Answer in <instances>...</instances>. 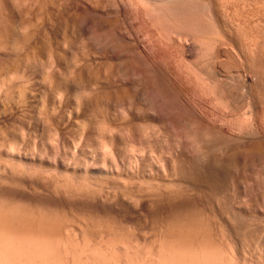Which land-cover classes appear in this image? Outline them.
<instances>
[{
    "label": "bare ground",
    "instance_id": "6f19581e",
    "mask_svg": "<svg viewBox=\"0 0 264 264\" xmlns=\"http://www.w3.org/2000/svg\"><path fill=\"white\" fill-rule=\"evenodd\" d=\"M19 1L22 2V0ZM23 1V3H30V0ZM53 1H46L48 5L45 3L46 6H43L44 4L41 5L39 0L40 5H38L40 8L43 6L42 8L49 14L55 13V11L59 12L60 10H63L65 13H73L74 11L76 14V10H80L82 7L81 10L84 7L87 10L88 6L92 4L88 5L87 2L89 1L86 2L84 0H62V2L61 0H56L57 3ZM130 1L122 2V0H119L117 2L113 0V2H116V12L123 14L128 19L129 25L126 32L120 33L119 31L121 36L118 32L117 34L137 58L147 62L149 65L152 63L157 64L158 70L165 74L166 79H163L167 80L166 82H168L167 85L171 89L170 91L175 95L170 105L168 102L164 103L162 100L158 101V99L155 102L151 101V97L149 98L145 90L147 88L143 86L145 84L143 83L144 81L141 82L144 79L136 76L135 78L133 74L130 75L131 73L128 74L126 70H122V65L125 66V63L121 65L123 54L119 50L116 51L117 49L112 47L113 45L109 46L110 44L99 42L98 38L95 37L94 28L87 23V26H83L84 24L79 26L80 28L77 33L79 38H89L91 41L90 52H93L92 55L95 54V61L97 57L99 59V61L97 60L98 62H93L94 65H92L95 66L97 64L98 69L95 70L94 74H88V72L83 70L85 66L82 69L80 68L81 66L79 67V63H77L79 62V58L78 60L74 58L77 68L76 66L74 67L79 70V76L77 75L75 78L80 79L83 83L79 86V84L74 82L76 81L74 77V81L65 74L66 77H64L63 73L59 70L60 65L58 64L59 60L61 63V58H59L58 54L61 44L54 34L53 36H49L48 45L45 42L47 45L45 48L49 51H46V49L44 51L45 44L41 45L43 42L39 44V42L34 41L35 35L33 34L25 37L21 36L23 39H20L18 43L14 42V35L12 36V40L9 37L11 28L12 32H16L13 31L14 29L19 28L18 30H21L20 28H26V26H28L29 31L32 29V26L33 30H35L34 28L39 30L40 27L48 29L54 21L52 23L51 19H43L41 21L40 19L44 15L43 10L39 9L42 13L40 15H43H39L41 17L39 19L40 23L38 20L37 23L32 20L34 22L32 23V21L29 22L27 19L24 20V23L23 21L20 22L19 19L8 30L5 18L8 17L7 14L11 15L21 12L18 11L19 2L13 1L14 4L18 3L16 5L18 8L16 9L12 0H0V96L4 97L3 100L0 98V101L2 100L0 102V124L7 127L6 124L9 121H13V118H16L17 115L20 117L21 112L24 115L23 110H26V107L30 106V103H33L36 98L34 97V91L32 92V89L30 90L27 87V85H30L32 78L29 80L30 77H27L28 80H24L26 84L23 82L21 86L18 85L20 91L16 90L18 92L17 95L5 89L8 83H11L13 80L15 81V79L23 81L27 76L25 66L29 65L31 57H33L31 60L34 61L43 52H46V54L49 52V59H52V62L50 61L51 71L46 72L47 79H45L49 85L47 84V89L42 92V95L44 93L43 97L47 100L44 103L48 108L46 114L51 112L49 114L53 115V117H49L50 120L46 116L47 120L51 122L48 123V126L46 125L47 122L45 125L48 130L46 133L49 132L51 136L54 134V138L60 144V148L58 146L56 149L52 148L51 152H48L49 149L45 148L46 144L42 145L40 143L41 145L39 146L35 143L33 147L30 144L27 146L30 147V149L28 148L30 150L28 152L27 150H23L24 148H21L23 145L20 143L21 140L15 139L16 137H13V135L11 137L14 139L8 137L9 135H5V137L3 136L4 138L0 139V172L21 177L23 181L34 186L36 190L46 192L45 194L50 193L55 195V197L69 198V200L70 198L76 199L81 202L92 203V205L95 203L97 205L110 203V205L113 204L117 208L134 212H146L145 210L148 207L151 208L155 204L160 205L161 202L169 204V202L175 201L178 197L180 198L185 194H190V192H197V194L202 192L203 195V193L205 194L208 191L210 199L212 198L211 200L215 201V203L211 202V204L215 205L214 209L216 207L214 210L212 205L211 208L214 210L212 214L216 218H219L222 223L221 228H223L221 229L222 231L219 229L220 233L225 237L230 235L231 237L229 236V238H232V222L235 214L236 200L239 202L237 209L241 216L245 217L249 213L251 214L249 210L250 202L247 200L249 199L246 184L247 178L245 177L246 181L238 180V170L234 167L239 166L240 163L244 167H247L246 161L249 158V151L252 152L254 149L251 148L252 143H254L252 142L253 134H257L256 136L258 137L256 138L257 140L255 139L256 143H254L256 152L260 151L258 152L260 154L264 151V131H261L256 124L252 125L250 122L254 109V104L249 99L253 76L251 77L249 74H243V76L237 75L230 64L233 65V62H236V60L247 62L250 55L252 56L257 52L259 38L256 36L257 34L254 35L255 32L248 34L246 32V36H238L239 28L246 21L243 23V18L245 17L242 18V21H240V17V20L236 17L235 12L237 10L235 11L233 8V0ZM35 2L34 4L26 3L28 5L27 8L30 9L28 11H33L38 1L37 3ZM94 3L99 4L96 1ZM22 4L20 3V6ZM233 11L235 12L232 13ZM30 12H27L28 15ZM18 15L21 18L22 14ZM22 16L25 17V14ZM34 16H37V14ZM26 20L28 21L27 23ZM117 21L114 20L110 23L112 26L113 24L115 26L114 22ZM10 22L12 23V21ZM108 23H106L105 29L107 26L111 29L110 27L112 26L108 25ZM100 24L102 25V23ZM245 25L247 26L248 24ZM4 28L6 29L2 30ZM131 29L136 31L133 32ZM84 39L83 42H85ZM19 49L26 52L25 54L21 51L26 55L24 56L26 59L23 58V53H20ZM87 49L89 48L87 47ZM35 56L36 58H34ZM9 62H16L15 69L11 67V69H14L13 73L8 67V65H11ZM223 63L228 64V67H225L226 70L223 69L224 71H222ZM56 64L59 66L58 69H56ZM105 64H110L113 67L114 65L116 66L114 70L112 69L111 73L107 74L108 77L103 74L104 70L102 71ZM89 67L86 68L88 71L89 69H93ZM48 70L50 69L48 68ZM97 70L98 72L96 73ZM90 72L93 71L90 70ZM30 73L31 71L28 74ZM257 73H254V77ZM92 74H97V76H93ZM90 75H92V78L94 77V83L90 80L92 79ZM36 81L38 80L36 79ZM235 85H238L240 89L238 97L235 95ZM102 89H106V91ZM97 91H100L99 94H103L101 92H105L106 94L105 96H103L104 94L100 95L102 97L100 98L95 95H99L96 93ZM90 92L96 96L94 97L98 99L97 103L100 101V107H102V110H100L102 113L99 114V118L93 121L97 124V128L98 126L101 127L100 136L96 137V133H93V135V130L90 132V136L86 135L85 131L87 130L88 132V129L85 127L86 130L84 129L83 134L89 137L87 139L86 137H82L83 140H81L82 138L80 139V145L83 144L80 153H72L70 151L71 153L63 155L61 151L64 150L63 147L66 142L65 131L69 129L68 127L71 125L70 123L75 115L76 117L80 115V109H84V112H86V108L92 106L88 104V101L92 100L87 95ZM76 93L81 95L80 99L76 101L77 109L79 110L69 111L67 108L73 106L71 104L73 97L71 96H74ZM65 115L66 118H64ZM141 120L144 122H141L142 125L145 124V126H141V123L139 124ZM89 121H86L84 125L91 124ZM183 121L185 122V129H183V132H180L179 127H184L180 125ZM2 125L0 129H2ZM93 126L96 127V125ZM140 126L143 127V131H141ZM6 127H4V131ZM66 136L68 137V135ZM23 140L22 142L25 141ZM75 146L78 152V148L80 147L78 144H75ZM61 147L63 150H61ZM145 149L146 151L148 149L147 152L150 153V158L144 156ZM236 159L239 161V164L233 165V167L232 163L234 164ZM221 165L226 169L222 170ZM220 169L222 170V174L219 176ZM213 171L218 173V180L210 181L212 184H209L202 174L204 175ZM239 178L241 177L239 176ZM236 179L239 181L237 185H235ZM236 186L238 193L235 192L237 190ZM170 204L169 206H171ZM175 206L174 204L172 207ZM177 208L179 209V207ZM7 209H0V264H75L77 261L75 262V259H73L72 256L74 255L78 256L79 259L76 264H242L241 260H238L234 252H232L234 251L232 248H230L232 249L230 251H227V249L225 251L224 249L222 250L221 246L215 244L214 239L219 234L216 227L201 225V222L200 224H196L198 222L194 220V211L192 212L194 219H191L192 217L187 214V216H181L182 213H185L182 210L179 212L177 209L171 210L172 212L175 211V213L170 211L172 214L169 213L170 215L168 214V216L166 214L165 217L158 221L160 225L157 232H153V234L156 233L159 241V244L157 241H154L156 245L158 244L157 247L152 246V244L150 247L145 245L141 247L139 238L137 239L138 242L134 240L132 242L130 240L132 237L128 238L130 241L120 239V237L123 238L119 233L121 232L120 225V229L117 228L119 232L116 228H113L114 231L116 230L114 233L111 232L112 227L110 223L109 226L111 228L103 230L102 225L100 230L96 228L92 231L93 228H91L92 226L90 227L91 223L89 222V232L90 230L91 232L87 233L88 230L86 231L85 227H81L83 224L80 225L81 229L76 224L68 225L65 222L66 220L63 221L67 225L62 221L58 223L55 220L56 214L51 212L53 208H46L49 210L46 212L38 211L39 213L37 212V214L33 211V213H29L31 211L22 212L23 210L20 212L16 211L18 208L16 210ZM51 213L55 214L54 217ZM146 222L148 223V221ZM98 224L100 225V222ZM101 224H104L102 220ZM92 225H95V223ZM86 226V229H88V224ZM114 227H117V225ZM79 234L83 235L81 238H85L86 236V239L88 238L89 241L85 239L86 242L83 240V243H78L81 242L76 240ZM88 236L93 239L98 236L102 242H97L98 240L94 239L97 241L93 240V243ZM70 239H74L77 242ZM124 239L127 240L126 238ZM105 240L109 242L106 244ZM144 251L147 257L144 258L145 256H143L141 259L138 254H142ZM123 254L126 257H122ZM137 256L138 259H136Z\"/></svg>",
    "mask_w": 264,
    "mask_h": 264
},
{
    "label": "rangeland",
    "instance_id": "374dc122",
    "mask_svg": "<svg viewBox=\"0 0 264 264\" xmlns=\"http://www.w3.org/2000/svg\"><path fill=\"white\" fill-rule=\"evenodd\" d=\"M13 1H15V0H12V2ZM19 2V4L18 3H15L14 4V2H13V4L16 6L17 4H18V6H19V8L16 6V9L18 8L19 10L18 11H21L20 13L22 14V15H24L25 14V17L24 16H22L21 15V18H20V15H18V14H20L18 11V14H7L8 15V17L7 18H5V20H6V23L8 24V27H7V29L8 30H10V27L12 26V24L14 23V22H17V20H19L20 22H24L25 23V19H27L29 22H31L32 20L35 22V23H37V20H38V22L41 20H45V19H51V23H52V21H54L52 24H50V26H51V28H50V26H49V28L47 29V28H45V27H40L39 28V30H37V28H34L35 30H33V26L31 27L32 29H30V31H29V29H28V26H26V28L25 27H22V28H20L21 30H18L19 28H17V29H14L13 31H16V32H12V28H11V30H10V32H9V37H11V40L14 38V42L15 43H18L19 41H20V39H23L22 37H25V36H27V35H35L34 36V38H35V42H39V44H41L40 42H43L41 45H44L45 44V42L47 43V45L49 44L48 42H49V36H53V34H54V36L55 37H57L56 39L58 40V42L61 44V46H60V52L58 53L59 54V58H61V63H60V60H59V65H60V68H59V70L61 71V73H63V75L65 74V75H67V77L68 78H71V79H73V77L75 78V76L77 77V75L79 76V70H77L76 68H77V66H76V64L77 63H79V67L82 69V67L83 66H85L84 67V69L83 70H85L86 72H88V74L89 73H93L94 74V72H95V70L96 69H98V67H97V64H95V66H93L94 64H93V62L94 63H96V62H98L99 61V59H98V57H97V60L95 61V59H96V57H94V55H92V53L90 52V47H91V41L89 40V38H83L84 40H85V42H83V39L80 37H78L79 35H78V33H77V31L79 30V26H82L83 24V26H87V24L88 25H91L93 28H94V30H95V33H96V35H95V37L96 38H98L97 40L99 41V42H102V43H104V44H110L109 46H112V47H114L115 49H117L116 51H120L122 54H123V58H122V62H121V65L122 64H124L125 63V66L124 65H122V67L121 68H123L122 70H126L127 72H128V74H130V75H132L133 74V76L135 77H138V78H140V79H144V80H141V82H143V83H145L143 86H144V88H147V89H145L146 91H147V93H148V95H149V98L151 97V101H157L156 99H158V101H160V100H162L164 103H169V105H170V103H172V101H173V98H174V96L175 95H173V92H171L170 90V88H169V86L167 85L168 84V82H166L167 80H164V79H166L165 78V74L163 73V72H161L160 70H158V68H157V64H154V63H152L151 65H149L147 62H145V61H142L141 59H139V58H137L135 55H134V53H133V51L131 50V49H129L127 46H126V44L121 40V38H120V33H124V31L126 32V29L128 28V22H127V20L128 19H126L124 16H123V14H119V13H117L116 12V2H113V0H94V1H90V0H84V1H89V2H87L88 3V5H90L91 3V5L90 6H88L89 8H87V10L85 9V7H84V11L83 10H76V14H75V12L73 11V13L72 12H70V13H65L63 10L61 11H55V13L53 12V13H48L45 9H43L42 7L43 6H46V5H48V3H46V1L48 2V1H53V0H40V3H41V5H43V6H41V8H40V3H39V0H30V3H33L34 4V2L35 3H37V1H38V3H37V5H35L34 6V8H33V11H34V13H33V11H32V9H31V11L32 12H30V11H28V10H30V9H28L27 7H28V5L27 4H30V3H23L24 1L22 0V2L21 1H19V0H16V2ZM60 1V0H59ZM99 2V4H96V3H94V2ZM115 1H119V0H115ZM126 1H130V0H122V2H126ZM263 1V2H262ZM43 2V3H42ZM53 2H56V0L55 1H53ZM52 2V3H53ZM61 2H62V0H61ZM64 2V1H63ZM103 4H101V3ZM130 2H132V0L130 1ZM233 2V8H234V10L236 11H233L232 13H234L235 12V15H236V17H238V19H239V17L241 18V20L240 21H242V18L243 17H245V18H243V23H244V21H246L245 22V24H248L247 26L245 25V24H242L241 25V28H239V30H238V36H246L248 33H254V35L255 34H257L256 36L259 38L258 39V48H257V54L256 53H254L252 56L250 55V58L248 59V61L246 62H243V61H239V60H236V62H233V65L232 64H230V66H231V68H232V66H233V71L237 74V75H242L243 76V74L244 75H251V77H252V80L254 81H252V83H251V90H250V96H249V99L250 100H252L251 101V103H253L252 105H253V111H252V116H251V124L253 125H257V127H259L260 128V130L261 131H264V0H233L232 1ZM260 2V3H259ZM20 3L22 4V6H20ZM45 3H46V5H45ZM57 3V2H56ZM107 3V4H106ZM114 5H113V4ZM39 4V5H38ZM50 4V3H49ZM27 5V6H26ZM96 5V6H95ZM236 5V6H235ZM240 5V6H239ZM245 5V6H244ZM23 6H26V7H24V8H21V7H23ZM39 6V7H38ZM101 8H100V7ZM247 6V7H246ZM260 6V7H259ZM38 7V8H37ZM104 7V8H103ZM238 8V9H237ZM249 8V9H248ZM23 9H24V11H23ZM27 11H26V10ZM37 9V10H36ZM43 12V15L44 16H47V17H44L43 15H40V14H42L41 13V11ZM35 10H36V12H35ZM45 10V11H44ZM129 10V9H128ZM252 10V11H251ZM39 11V12H38ZM93 11V12H92ZM24 12V13H23ZM26 12V13H25ZM30 12V14L28 15V13ZM61 12V13H60ZM77 12H79V13H77ZM34 15H36L37 14V16H34ZM48 14L49 16H50V18H49V16L48 15H45V14ZM72 13V14H71ZM237 13V14H236ZM241 13V14H240ZM53 14V15H52ZM80 14H81V16H80ZM116 14V15H115ZM10 15V16H9ZM27 15V16H26ZM32 17H31V16ZM43 16L42 18L40 17V16ZM71 15V16H70ZM102 15V16H101ZM112 15V16H111ZM250 15V16H249ZM255 15V16H254ZM260 15V16H259ZM33 16H34V18H33ZM52 16V17H51ZM103 16H104V19H103ZM108 16V17H107ZM111 16V17H110ZM24 17V18H23ZM36 17V18H35ZM54 17V18H53ZM55 17H57L56 19H55ZM64 17V18H63ZM76 19H75V18ZM122 17V18H121ZM247 17V18H246ZM256 17V18H255ZM16 18V19H15ZM41 18V19H40ZM72 18V19H71ZM77 18H80V19H78L77 20ZM83 18V19H82ZM101 18H102V20H101ZM110 18V19H109ZM9 19V20H8ZM11 19H13V20H11ZM31 19V20H30ZM40 19V20H39ZM52 19H54V20H52ZM59 19V20H58ZM68 19H69V21H68ZM109 20V23H108V20ZM117 19H119L118 21H117ZM259 19V20H258ZM4 20V21H5ZM26 20V23L28 22ZM105 20V21H104ZM117 21V22H114L116 25L114 26V24H113V26H112V24L110 23L111 21L113 22V21ZM10 21H12V23L9 22ZM32 21V23H34ZM40 21V22H41ZM60 22V23H58L57 24V22ZM65 21V22H64ZM83 21V22H82ZM95 21V22H94ZM105 23H103V22ZM107 21V22H106ZM254 21V22H253ZM258 21V22H257ZM263 21V22H262ZM39 22V23H40ZM256 22V23H255ZM260 22V23H259ZM76 23V24H75ZM87 23V24H86ZM94 23V24H93ZM100 23H102V25L104 26V28H103V26L100 24ZM106 23H108V25H110V26H112V27H110L111 29H109L108 27L109 26H107L106 27V29H105V26L107 25ZM56 24V25H55ZM86 24V25H85ZM53 25H55V26H53ZM60 25V26H59ZM75 25V26H74ZM255 25V26H254ZM29 26H31V25H29ZM52 26H53V28H52ZM62 26V27H61ZM55 27V28H54ZM57 27V28H56ZM76 27H77V29H76ZM254 27V28H253ZM259 27V28H258ZM30 28V27H29ZM61 28V29H60ZM71 28V29H70ZM108 28V29H107ZM243 28V29H242ZM6 28H4V29H2V30H5ZM46 29V30H45ZM74 29V30H73ZM76 29V30H75ZM249 29V30H248ZM251 29H253V30H251ZM23 30V31H22ZM28 30V31H27ZM132 30V29H131ZM7 31H5L6 32V34H8L7 33ZM26 32V34H25V32ZM34 31V32H33ZM46 31V32H45ZM52 31H53V33H52ZM108 31V32H107ZM119 31H120V33H119ZM133 32H135L136 30H132ZM259 31V32H258ZM4 32V31H3ZM11 32H12V34H11ZM22 32V33H21ZM49 32H50V34H49ZM116 32V33H115ZM117 32H118V34L120 35H118L117 34ZM240 32V33H239ZM242 32V33H241ZM246 32H247V34H246ZM263 32V33H262ZM24 33V34H23ZM29 33V34H28ZM65 33V34H64ZM68 33V34H67ZM244 33V34H243ZM20 34V35H19ZM49 34V35H48ZM61 34V35H60ZM241 34H243V35H241ZM258 34H259V36H258ZM262 34V35H261ZM14 35V36H13ZM17 35V36H16ZM76 35V36H75ZM100 35V36H99ZM12 36H13V38H12ZM22 36V37H21ZM42 36V37H41ZM16 37H18V38H16ZM101 37V38H100ZM118 37V38H117ZM16 38V39H15ZM47 38V39H46ZM46 39V40H45ZM75 39V40H74ZM80 39V40H79ZM39 40V41H38ZM260 40V41H259ZM17 41V42H16ZM106 42V43H105ZM67 43H69V44H67ZM78 43V44H77ZM73 44V45H72ZM84 46H83V45ZM262 44V45H261ZM46 45V44H45ZM44 45V51H45V49H46V51H49L47 48H45V47H47V45L45 46ZM79 45V46H78ZM89 45V46H88ZM86 46V47H85ZM73 47V48H72ZM87 47L89 48V49H87ZM49 48V47H48ZM66 48V49H65ZM82 49V50H81ZM87 49V50H86ZM260 49V50H259ZM24 50L26 51V49L24 48ZM24 50H21V51H23L24 52ZM86 50V51H85ZM89 50V51H88ZM19 51H20V49H19ZM20 51V53H23V52H21ZM83 51V52H82ZM263 51V52H262ZM87 52V53H86ZM25 54H26V52H24ZM24 53H23V58H24V56H26V55H24ZM68 53V54H67ZM90 53H91V55H90ZM49 52H47V54H46V52H43L42 54H40L39 56L41 57L42 55V57L40 58L38 55H36V56H38L39 58H40V60H39V58L37 59L36 58V56L34 57V58H36L37 59V61H38V63H36L37 61H36V59H34V61H36V62H34L33 60H31V59H33V57H31V59H30V63H28L29 65V67L28 66H25L26 68H25V70H26V74H27V76H26V78L25 79H23V81L21 80V79H15V81L13 80V81H11V83H8V85L6 86L7 88H5L7 91H10L12 94H13V92H14V95H17V93L20 91V87L19 86H21L22 85V83L23 82H25L24 80H28V78H29V80H30V85H27V87H28V89H32L31 91L33 92V93H35L34 95V97H36L35 99H34V104L32 103H30V106H28V107H26V110H23L24 111V115H22L21 113H20V117H23V118H20L19 117V115H17L16 116V118H13L14 120L13 121H9L6 125H7V127L6 126H4V125H2V124H0V126L2 125V129H0V136H1V138L0 139H2V138H4L5 137V135H9L8 137H10V138H13V137H16L15 139H18L19 141L21 140V145L23 146H21V148L23 149V150H27L28 152L30 151V150H28V148L30 149V147H27V146H29L30 144H31V147H33V146H35V143H36V145H45L46 144V146H45V148H47V149H49V151L48 152H51V150H52V148H55L56 149V147L58 146L59 147V142L58 141H56V138H54L55 136H54V134H53V136H51V134H49V132L48 133H46L48 130L46 129V127L48 126V123H50L51 121V116L53 117V115H50L49 113H51V112H49L48 114H46V110L48 109L45 105H44V103L47 101L46 100V98L45 97H43L45 94L43 93V95H42V92H44L46 89H47V86L49 85L48 84V81L47 80H45V79H47L46 78V72L48 71H51V63H50V61L52 60H50L49 58ZM21 55V54H20ZM48 55V56H47ZM62 55V56H61ZM22 56V55H21ZM48 57V58H47ZM43 58V59H42ZM74 58L76 59V60H78V58H79V62H77V63H75V61L76 60H74ZM84 58V59H83ZM88 58V59H87ZM24 59H26V57L24 58ZM261 59V60H260ZM43 60V61H42ZM64 60V61H63ZM66 60V61H65ZM90 62H89V61ZM35 63H33V62ZM47 61H48V63H47ZM68 61V62H67ZM84 61V62H83ZM239 63H238V62ZM252 61V62H251ZM52 62V61H51ZM75 64H74V63ZM80 62L82 63L81 65H80ZM88 62V63H87ZM11 65H8V67L11 69V67L13 68L14 67V69H15V67H16V62H9ZM13 63V64H12ZM32 63V64H31ZM42 63V64H41ZM87 64V66L89 65V63H90V67H92L93 69H89V71L86 69V68H88L87 66H86V64ZM147 63V64H146ZM238 63V64H237ZM245 63V64H244ZM262 63V64H261ZM58 64H56V69H58ZM93 64V65H92ZM154 64V65H153ZM13 65H15V66H13ZM35 65V66H34ZM120 65V66H121ZM153 65V66H152ZM228 64L226 63V64H222V71H224V70H226V66H227ZM249 65V66H248ZM34 66V67H33ZM41 66V67H40ZM45 66V67H44ZM50 66V67H49ZM74 66H76V68L74 67ZM111 66V67H110ZM119 66V67H120ZM124 66V67H123ZM150 68H149V67ZM248 66V67H247ZM258 66V67H257ZM47 67V68H46ZM78 67V68H79ZM89 67V68H90ZM103 67V66H102ZM102 67H99V68H102ZM113 66L112 65H110V64H105L104 65V68L102 69V71H103V74L106 76V77H108V73L110 72L111 73V71H113L114 70V68L116 67L115 65H114V67L112 68ZM127 67V68H126ZM154 67V68H153ZM228 67V66H227ZM235 67V68H234ZM244 67V68H243ZM247 67V69H245ZM48 68L50 69V70H48ZM62 68V69H61ZM95 68V69H94ZM110 68V69H109ZM157 68V69H156ZM250 68H251V70H250ZM14 69H11L10 71L13 73V71H14ZM31 69V70H30ZM69 69V70H68ZM109 69V70H108ZM113 69V70H112ZM224 69V70H223ZM244 69V70H243ZM33 70H34V73H33ZM90 70L91 71H93V72H90ZM107 70V71H106ZM248 70V71H247ZM31 71V73L30 74H28L29 72ZM59 71V72H60ZM72 71H73V73H72ZM255 71V72H254ZM258 73H257V72ZM67 72V73H66ZM70 72V73H69ZM77 72H78V74H77ZM98 72V70L96 71V73ZM125 72V71H124ZM126 72V73H127ZM45 73V74H44ZM106 73V74H105ZM238 73H240V74H238ZM242 73V74H241ZM254 73H257L256 74V76L254 77ZM32 74V75H31ZM92 74V75H93ZM102 74V75H103ZM259 74V75H258ZM29 75H31V76H29ZM64 75V77H66ZM69 75V76H68ZM92 75H90L91 76V78H92ZM96 76H97V74H95ZM95 75H93V76H95ZM103 75V76H104ZM110 76V75H109ZM28 77V78H27ZM45 77V78H44ZM135 77V78H136ZM260 77V78H259ZM80 78V77H79ZM94 78V77H93ZM92 78V79H93ZM96 78V77H95ZM164 78V79H163ZM36 79L38 80V81H36ZM76 79V78H75ZM75 79H73V81L75 80ZM90 79L91 81H92V83H94L95 82V79ZM19 80V81H18ZM42 80V81H41ZM259 80V81H258ZM32 81H34V82H32ZM91 81H90V83H91ZM76 84H79V86H80V84H82L83 82H81L80 81V79L78 80V78L76 79V81H74ZM15 83V84H14ZM21 83V84H20ZM36 83V84H35ZM142 83V84H143ZM11 84V85H10ZM24 84H26V82L24 83ZM48 84V85H47ZM17 85V87H15ZM19 85V86H18ZM31 85H33V86H31ZM45 85V86H44ZM30 86V87H29ZM10 87V88H9ZM19 87V88H18ZM239 86L238 85H235V95L237 96V95H239V93H240V89L238 88ZM13 89V90H12ZM4 90V89H3ZM6 90H4V91H6ZM16 90L18 91V92H16ZM42 90V91H41ZM102 90H105L106 91V89H102ZM38 92V94H37V92ZM101 91V90H100ZM100 91L98 92H96V93H100ZM237 91V92H236ZM101 93H103V94H99V95H97V94H95L97 97L99 96L100 97V95H103V96H105V92H101ZM40 94V95H39ZM90 94H92L91 92H90ZM90 94L88 93L87 95L89 96V98H92V100H89V98H88V104H89V106L90 105H92V106H90V107H88V108H86V112H84L85 110L83 109V110H79V109H77V105H76V101H77V99H80V97H81V95H79V94H74V96H71V97H73L72 98V107L71 108H67L69 111L71 110V111H80V115L78 116L77 115V117H76V115H75V117L73 118V120H72V122L70 123L71 125H69V129H67L65 132V134L66 135H68V137L65 135V138H66V142H65V145H64V150H63V148L61 147V150H63V151H61L62 152V154L64 155V154H68V153H80V150H81V148H82V145H80L81 144V140H83V138L84 137H86V139L90 136V132H92V130H93V132H92V134L93 133H96L95 134V136L96 137H99L100 136V128L101 127H99L98 126V128H97V124H95L93 121L96 119H98L99 118V114L100 113H102V111H100V110H102V107H100V101L97 103V101H98V99H95V95H93L92 94V96H90ZM171 94H172V97H171ZM37 95V96H36ZM95 96V97H94ZM162 96V97H161ZM70 97V98H71ZM75 97V98H74ZM164 97V98H163ZM168 97V98H167ZM238 97V96H237ZM0 98H2V100H3V96L1 97L0 96ZM38 98V99H37ZM44 100H43V99ZM100 98H102V97H100ZM100 98H99V100H100ZM160 98V99H159ZM37 99V100H36ZM94 99V100H93ZM164 99V100H163ZM1 100V101H2ZM36 100V101H35ZM46 100V101H45ZM254 100V101H253ZM0 101V102H1ZM73 101H74V103H73ZM96 101V102H95ZM161 101V102H162ZM166 101V102H165ZM257 101V102H256ZM257 104V105H256ZM34 105V106H33ZM44 105V107H46V108H44V107H42ZM47 105V104H46ZM36 106H38V107H36ZM256 106V107H255ZM96 109H95V108ZM44 108V109H43ZM73 108V109H72ZM76 108V109H75ZM91 108V109H90ZM258 108V109H257ZM44 111H43V110ZM49 111V110H48ZM47 111V112H48ZM256 111V112H255ZM96 112V113H95ZM66 113H67V111H66ZM65 113V114H66ZM85 113V114H84ZM89 114V115H88ZM96 114H98V115H96ZM48 115H50V116H48ZM85 115V116H84ZM96 115V116H95ZM258 115V116H257ZM48 117V119H50L49 121L47 120V117ZM17 117H19V118H17ZM50 117V118H49ZM87 117V118H86ZM254 117V118H253ZM64 118H66V115H65V117ZM17 120V121H16ZM45 120V121H44ZM47 120V121H46ZM77 120V121H76ZM88 122L89 120V122L92 124H87V125H84L85 124V122L86 121ZM92 120V121H91ZM95 120V121H96ZM66 121V120H65ZM46 122H47V124H46ZM84 122V123H83ZM93 122V123H92ZM144 123L142 120L139 122V124L140 123ZM10 123V124H9ZM83 123V124H82ZM142 123L140 124L141 126H145V124H143L142 125ZM258 123V124H257ZM13 124V125H12ZM47 126H46V125ZM185 122L183 121L180 125H182V126H184V127H181L180 125H178V126H180L179 127V130H180V132H183V129H185ZM45 125V127L43 128V126ZM88 125H89V127H88ZM93 125H96V127H94ZM6 127L5 128V131H4V127ZM71 126V127H70ZM93 126V127H92ZM140 126V127H141ZM84 127V128H83ZM85 127H86V129H88V132H87V130L85 129ZM92 127V128H91ZM139 127V128H140ZM9 128V129H8ZM96 128V129H95ZM143 127H141V131H143V129H142ZM258 128V129H259ZM7 129V130H6ZM14 129V130H13ZM23 129H25V130H23ZM46 131H45V130ZM86 131H85V130ZM99 129V130H98ZM2 130V131H1ZM13 130V131H12ZM10 131V132H9ZM18 131V132H17ZM36 131V132H35ZM45 131V132H44ZM69 131V132H68ZM83 131H85L84 133L87 135H89L88 137L85 135V134H83ZM99 131V132H98ZM98 132V133H97ZM3 133H5V134H3ZM7 133H9V134H7ZM12 133V134H11ZM143 133V132H142ZM97 134H98V136H97ZM11 135H13V137H11ZM83 135H85V136H83ZM94 135V134H93ZM257 135V134H256ZM255 134H253L252 135V142H254V143H256L255 141L257 140L256 138H258L257 136H256ZM4 136V137H3ZM7 137V138H8ZM50 137V138H49ZM83 137V138H82ZM82 138V139H81ZM254 138V139H253ZM14 139V138H13ZM25 141H24V140ZM50 139V140H49ZM55 139V140H54ZM81 139V140H80ZM97 139H99V138H97ZM256 139V140H255ZM22 140L24 141V142H22ZM36 141V142H35ZM45 141V142H44ZM74 141V142H73ZM32 142H34V143H32ZM44 142V143H43ZM48 142H49V144H48ZM41 143V144H40ZM83 143V142H82ZM144 143H146V142H144ZM254 143H252L253 145H251L252 147L251 148H254L253 149V151L251 152V151H249V154H248V156H249V158L247 159V161H246V164H248V165H246L247 167H244L241 163H240V167L237 165V166H235L236 164H239L238 162V160L236 159L235 160V162H234V164L232 163V166L235 168V169H237L238 171H237V173H238V175L242 178H239V176H237V179L238 180H244V181H246V178H247V181H246V184H247V189H248V193H249V195H248V198L249 199H247L249 202H250V204H249V202H248V204H249V210H250V212H251V214L249 213L247 216H241L240 214H239V211H238V203L239 202H237L238 200H236V202H235V214H234V218H233V222H232V233H231V235H232V238H229V236L227 237H225V236H223L221 233H220V230L223 228H221V225H222V223H221V220H219V218H216L215 216H213V214H212V212L216 209V207H215V209H214V204H211V202L213 201V200H211L210 199V193L207 191L205 194L203 193V195H202V192L201 193H198L197 194V192L195 193V192H193V193H191L190 192V194H185L184 196H181L180 198L178 197V199L177 200H175V201H177V202H175V201H172V202H169V204L171 205V206H169V204L166 202V203H160V205H157V204H155L154 206H150L151 208H149L148 207V211L147 210H145L146 212H142V211H138V212H134V211H129V210H125V209H122V208H117L115 205H113V204H111L110 205V203L108 204V203H105V204H98L97 205V203H95V204H93L92 205V203H88V202H84V201H80V200H76V199H71L70 198V200H69V198L67 199H65L64 197H58V196H56L55 197V195H52V194H50V193H47V194H45L46 192H41V191H39V190H36V188L34 187V186H31L29 183H27V182H25V181H23V178H21V177H15V176H13L12 174H10V175H8V173L6 174V173H3L2 174V172H0L1 174H0V209L1 208H3V209H7V208H9V209H17L16 211H21V210H23L22 212H29V211H31V212H29V213H35L36 212V214H37V212L39 211V212H43V211H48L49 209H46V208H53L52 210H51V212H53V213H55L56 214V216L58 217V219H57V217L55 216V220H57V222L59 223V221H62V222H64L65 220V222H67V224L68 225H79V227H80V225H82L81 227H85L84 229L87 231V233L89 232V225H90V223H91V225H90V227L91 228H93L92 229V231L93 230H95L96 228H97V230H100L101 228H102V225H103V230L105 229H108L110 226L112 227V230H111V232H115L114 230H113V228H118V229H120V231L121 232H119V230L117 229V231L122 235V237L123 238H121L120 236H118V237H120V239L121 240H123V241H130V240H132V242H133V240L134 241H137V239L139 238L140 239V241H139V244H141V247H143L144 245L145 246H151V244H152V246H154V247H157V245L159 244V241H158V238H157V236H156V233H154L153 234V232H157V229H159V225L160 224H158V221H160L163 217H165L166 216V214H167V216H168V214L170 213V211L171 210H175V209H177V211L179 212L180 210H182V211H184L185 213H182L181 214V216H184V215H189V216H191L192 217V215L194 216V214L193 213H195V219H194V217H190L191 219H194L195 221L197 220V222L198 223H196V224H200V222H201V225H209V226H212L213 228L214 227H216V229L219 231V234H218V236L214 239V241L216 242L215 244H217V245H219V246H221V248H222V250L224 249H227V251H230V250H234V251H232V252H234V255L237 257V259L238 260H241L240 262L243 264L244 262V264H264V215H262V214H264V201H262V200H264V154H262L264 151H262V153H258V152H260V151H257L256 152V150H255V148H256V146L254 147ZM28 144V145H27ZM33 144V145H32ZM55 144V145H54ZM75 144H78L79 145V147L80 148H78V152L76 151V146H75ZM144 146H146V145H144ZM26 147V148H25ZM66 147V148H65ZM60 148V147H59ZM75 148V149H74ZM145 148V147H144ZM147 148V147H146ZM251 148H250V150H251ZM67 149V150H66ZM71 149V150H70ZM22 150V151H23ZM255 150V151H254ZM258 150V149H257ZM71 151V152H70ZM76 151V152H75ZM147 151H148V149H147ZM146 151V149H145V151H144V156L145 157H149L150 158V153L149 152H147ZM77 154V155H78ZM61 155V154H60ZM63 155H61V156H63ZM236 158V157H235ZM250 159V160H249ZM234 161V160H233ZM250 164H249V163ZM251 166H252V168H251ZM221 169L222 170H225L226 168H223L224 166L223 165H221ZM220 169V172H219V176L222 174V170ZM245 170V171H244ZM249 170V171H248ZM242 171H244V173H242ZM211 173H212V175H211ZM241 175H240V174ZM216 174V175H215ZM244 174V175H243ZM6 175H7V177H6ZM12 175V176H11ZM202 176L205 178V179H207L208 180V182H209V184H212V183H210V181L211 182H213L214 180H218V173H216L215 171H213V172H209V173H205L204 175L202 174ZM248 176V177H247ZM13 177V178H12ZM212 177V178H211ZM246 177V178H245ZM250 177V178H249ZM10 178V179H9ZM19 178V179H18ZM21 178V179H20ZM215 178V179H214ZM17 179V180H16ZM236 179V180H237ZM4 180V181H3ZM235 180V181H236ZM236 181V184L235 185H237L238 184V182L239 181ZM3 181V182H2ZM250 181V182H249ZM17 182V183H16ZM20 182V183H19ZM26 186V187H25ZM34 187V188H33ZM30 188V189H29ZM236 189H237V186H236ZM36 190V191H35ZM263 190V191H262ZM38 192V193H37ZM235 192L236 193H238V189L237 190H235ZM209 193V194H208ZM192 194V195H191ZM200 194H201V196H200ZM47 195V196H46ZM51 195V196H50ZM189 195V196H188ZM195 195V196H194ZM263 195V196H262ZM55 197V198H54ZM186 197V198H185ZM14 198V199H13ZM19 198V199H18ZM60 198V199H59ZM251 198V199H250ZM13 201H12V200ZM182 199V200H181ZM15 200V201H14ZM57 200V201H56ZM64 200H66V201H64ZM69 200V201H68ZM179 200V201H178ZM196 201V202H195ZM67 202V203H66ZM69 202V203H68ZM79 202V203H78ZM175 202V203H174ZM214 203H215V201H213ZM212 202V203H213ZM17 205H16V204ZM182 203V204H181ZM11 204H12V206H11ZM20 204V205H19ZM66 204V205H65ZM77 204V205H76ZM159 204V203H158ZM168 204V205H167ZM173 204V205H172ZM174 204L176 205L175 207H172V206H174ZM178 204V205H177ZM1 205H2V207H1ZM18 205H19V207H18ZM62 205V206H61ZM94 205H97V206H94ZM103 205V206H102ZM109 205V206H108ZM165 205V206H164ZM212 205H213V209L214 210H212ZM263 205V206H262ZM8 206H11V207H8ZM48 206V207H47ZM210 206V207H209ZM5 207H7V208H5ZM17 207V208H16ZM116 207V208H115ZM171 207H172V209H171ZM177 207H179V209L177 208ZM260 207V208H259ZM263 207V208H262ZM21 208H24V209H21ZM56 208V209H55ZM58 208V209H57ZM45 209V210H44ZM60 209V210H59ZM192 209V210H191ZM8 210V209H7ZM25 210V211H24ZM54 210V211H53ZM57 210V211H56ZM66 210V211H65ZM96 210V211H95ZM153 210V211H152ZM164 210V211H163ZM169 210V211H168ZM33 211V212H32ZM75 211V212H74ZM181 211V212H182ZM187 211V212H186ZM194 211V212H193ZM38 212V213H39ZM56 212H58V213H56ZM79 212V213H78ZM168 212V213H167ZM172 212V211H171ZM193 212V213H192ZM256 212V213H255ZM53 213H51L52 215H53V217H54V215L55 214H53ZM75 213V214H74ZM172 213H175V211L174 212H172ZM172 213H170V214H172ZM188 213H190V214H188ZM200 213V214H199ZM88 214V215H87ZM169 214V215H170ZM186 215V216H187ZM200 217V218H199ZM102 218V219H101ZM154 218V219H153ZM196 218H198V219H196ZM216 218V219H215ZM245 218V219H244ZM99 219H101L102 220V223H104V224H101V220H99ZM64 220V221H63ZM72 220V221H71ZM75 222H74V221ZM106 220H108V221H106ZM116 222H115V221ZM193 220V221H194ZM200 220V221H199ZM217 220V221H216ZM70 221V222H69ZM86 221V222H85ZM110 221V222H109ZM146 221H148V223L146 222ZM157 221V222H156ZM61 222V223H62ZM64 222V223H65ZM69 222V223H68ZM77 222V223H76ZM90 222V223H89ZM100 222V225L98 224ZM107 222H108V225H107ZM155 222V223H154ZM252 222V223H251ZM262 222V223H261ZM80 223V224H79ZM95 223V225H92V224H94ZM97 223V224H96ZM109 223H110V226H109ZM141 223V224H140ZM160 223V222H159ZM234 223H235V225H234ZM66 224V223H65ZM66 224V225H67ZM88 224V229H86L87 228V225ZM106 224V225H105ZM117 225V227H114V226H116ZM156 224V225H155ZM97 225H99V226H97ZM121 227H120V226ZM126 225V226H125ZM95 226V227H94ZM106 226V227H105ZM156 226V227H155ZM158 226V227H157ZM76 227H78V226H76ZM78 227V228H79ZM80 227V228H81ZM110 227V228H111ZM120 227V228H119ZM126 227V228H125ZM154 227V228H153ZM79 228V229H80ZM82 229V228H81ZM220 229V230H219ZM110 230V229H109ZM108 230V231H109ZM85 231V232H86ZM124 231H125V233H124ZM134 231V232H133ZM222 231V230H221ZM90 232H91V230H90ZM89 232V233H90ZM124 233V234H123ZM133 235H132V234ZM223 233V232H222ZM82 234V233H81ZM141 234V235H140ZM255 234V235H254ZM148 235V236H147ZM83 235H78V238L76 239V240H78V241H81V242H78V243H83V240L85 241V239H86V236H85V238H81ZM91 236V235H90ZM90 236H88L89 237V239H91V241H93L94 239H97L96 241L97 242H102L101 241V239L98 237V236H96L97 238H91ZM129 236V237H128ZM156 236V237H155ZM95 237V236H94ZM132 237V238H131ZM231 237V236H230ZM113 238V237H112ZM124 238H126L127 240H125ZM128 238H131L130 240H128ZM156 238H157V240H156ZM100 239V240H99ZM107 239V238H106ZM119 239V238H118ZM136 239V240H135ZM220 239V240H219ZM225 239V240H224ZM231 239V240H230ZM71 241H73L72 239H70ZM88 240V238L86 239V241ZM85 241V242H86ZM89 241V240H88ZM95 241V240H94ZM94 241H93V243H94ZM95 241V242H96ZM145 241V242H144ZM157 241V245H156V243L155 242ZM74 242H77V241H75L74 240ZM104 242H106V244H107V242H109L108 240H105ZM138 242V241H137ZM223 242V243H222ZM136 243V242H135ZM146 243V244H145ZM147 243H148V245H147ZM153 243H155V244H153ZM221 243V244H220ZM102 244H105V243H102ZM143 244V245H142ZM231 245V246H229V245ZM236 246H237V248H236ZM230 248H232V249H230ZM143 251V250H142ZM226 251V250H225ZM144 253H146L145 251L144 252H142V254L140 253V254H138V256L141 258V257H143V256H145V254ZM138 256L136 257V259H138ZM73 257V259H75V262L77 261H79V259H78V256H76V255H74V256H72ZM122 257H126L124 254H123V256ZM147 257V255L144 257V258H146ZM77 258V259H76ZM140 258H139V260H140ZM142 259V258H141ZM76 262V263H77ZM75 263V264H76Z\"/></svg>",
    "mask_w": 264,
    "mask_h": 264
}]
</instances>
